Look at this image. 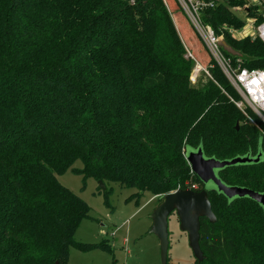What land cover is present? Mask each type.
Here are the masks:
<instances>
[{
    "label": "trees",
    "instance_id": "trees-1",
    "mask_svg": "<svg viewBox=\"0 0 264 264\" xmlns=\"http://www.w3.org/2000/svg\"><path fill=\"white\" fill-rule=\"evenodd\" d=\"M134 1L0 0V264H68L72 248L112 252L108 242L76 241L91 208L60 183L69 170L103 182L107 204L113 183L161 202L187 180L204 190L186 147L220 161L261 154L219 178L264 194L262 121L236 106L204 47L210 75L192 85L193 61L165 1ZM235 5L205 12L204 22L217 33L241 29ZM224 39L244 67L264 70L263 42ZM209 199L217 221L201 218L205 259L195 264H264L263 206L217 191Z\"/></svg>",
    "mask_w": 264,
    "mask_h": 264
},
{
    "label": "rangeland",
    "instance_id": "rangeland-1",
    "mask_svg": "<svg viewBox=\"0 0 264 264\" xmlns=\"http://www.w3.org/2000/svg\"><path fill=\"white\" fill-rule=\"evenodd\" d=\"M164 1L173 15V22L185 44V59L193 61L190 82L198 86L209 77L205 72L197 73L200 65L207 67L209 56L184 13L175 5L176 0ZM189 40L201 51V56L204 57L202 60L194 51H191V45L187 44ZM197 49L194 50L197 51ZM194 75L197 76L196 83L191 80ZM237 95L236 101L240 102L241 97L238 93ZM247 111L257 116L250 108ZM73 168L82 169L83 163L78 160ZM58 179L63 186L73 191L91 208V219L82 222L75 235L76 241L88 245L108 242L112 249V252L99 248L82 252L72 248L68 264H114V262L116 264H163L160 240L151 233L153 226L151 217L160 204L161 195L155 196L151 192H146L140 199H136L134 196L137 190L113 183L108 186L112 189V193L110 202L107 204L103 190L95 179H88L84 183V178L72 170L58 176ZM192 184L187 180L184 186L190 187ZM169 241V264H195L196 259L190 248L189 237L181 231L176 214H172L169 218Z\"/></svg>",
    "mask_w": 264,
    "mask_h": 264
},
{
    "label": "built area",
    "instance_id": "built-area-1",
    "mask_svg": "<svg viewBox=\"0 0 264 264\" xmlns=\"http://www.w3.org/2000/svg\"><path fill=\"white\" fill-rule=\"evenodd\" d=\"M130 1L134 4V0ZM203 47L209 53L213 66H217L241 97L236 106L244 113L250 108L264 124V70L243 66L242 56H234L221 45L224 32L236 39L252 38L264 43V0H176ZM237 4L230 10L243 22L241 29L223 26L219 33L204 22L205 12L218 6ZM238 13H241L240 15ZM226 41V40H225ZM228 44V43H227ZM209 74L208 67L199 66L197 73ZM197 76L192 77L196 83ZM247 115V113H246ZM188 189L198 191L193 183Z\"/></svg>",
    "mask_w": 264,
    "mask_h": 264
},
{
    "label": "water",
    "instance_id": "water-1",
    "mask_svg": "<svg viewBox=\"0 0 264 264\" xmlns=\"http://www.w3.org/2000/svg\"><path fill=\"white\" fill-rule=\"evenodd\" d=\"M220 43L232 55L240 56V53L235 51L225 40H221ZM184 154L192 172L204 184V190L193 191L190 189H179L174 193L166 194L162 197L160 204L155 209L151 217L153 220L151 233L156 235L160 240L163 264L168 263L170 248L169 218L172 214L177 215L181 231L188 235L190 248L195 259L199 263L204 261L205 256L200 246V220L201 218H206L211 223L217 221L212 203L209 199V192L217 191L229 200L250 198L264 208V194L248 188L228 186L219 178V172L228 167L246 163H259L261 154L256 158L246 156L226 161L207 158L202 148L191 149L186 147ZM99 185L102 190H106L103 182H99Z\"/></svg>",
    "mask_w": 264,
    "mask_h": 264
}]
</instances>
